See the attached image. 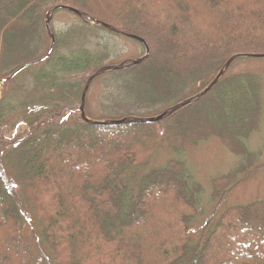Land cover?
Here are the masks:
<instances>
[{
	"label": "trees",
	"instance_id": "trees-1",
	"mask_svg": "<svg viewBox=\"0 0 264 264\" xmlns=\"http://www.w3.org/2000/svg\"><path fill=\"white\" fill-rule=\"evenodd\" d=\"M57 5L83 17L54 34L46 59L0 88V264H36L27 231L50 264H264V200L221 209L258 168L248 146L261 109L255 74L225 72L157 122L63 118L112 55L107 41H89L117 33L92 21L147 45V58L131 66L141 75L104 73L120 77L111 78L116 90L128 82L122 93L131 104L116 116L147 117L203 90L230 56L264 53V0H0V80L41 57L25 52L49 43L44 16ZM133 80L144 82L136 94ZM118 106L108 99L102 109ZM213 137L239 162L210 180L212 209L195 234L190 224L205 192L183 154ZM157 151L169 156L151 164Z\"/></svg>",
	"mask_w": 264,
	"mask_h": 264
},
{
	"label": "rangeland",
	"instance_id": "rangeland-1",
	"mask_svg": "<svg viewBox=\"0 0 264 264\" xmlns=\"http://www.w3.org/2000/svg\"><path fill=\"white\" fill-rule=\"evenodd\" d=\"M10 8L13 9L12 6ZM78 18H79L78 16H75L74 14L66 10L63 9L54 10L50 18L51 32L54 34H58L66 30L69 26L73 25L76 22V19ZM99 36L100 37L91 38L89 43H91V45L100 44L101 46L104 41H107L109 44V48L113 46L110 48L112 54L111 58L106 62V65H117L120 62L129 59H135L144 54V48L143 51H141L142 47L137 42V40L132 39L124 34L113 35L100 31ZM49 42H50V38H49ZM48 46H49L48 42L47 45L39 43L37 44L36 47L30 45L27 48L28 51L26 50L27 52H25V55L29 54L27 55L28 56L27 58L29 59L32 56L33 59L38 56H43L44 53L47 51ZM153 52L154 54L157 53L156 48L155 51L154 50L152 51V54ZM117 71L123 72V73L122 72L117 73L121 78H128L133 75L134 76L141 75V71L140 70L137 71V69L135 68L133 69L131 65L124 66ZM239 72H251L255 74L259 79L260 87H261L260 116L255 131L251 134V136L248 139L249 149L257 154V162L255 165L258 168L254 172V174H252L244 183L239 185L230 193L227 200L221 206V209L231 204L245 203L255 199L264 200V58L241 57L235 59L228 66L226 70V74L227 73L236 74ZM108 76L111 78H120V77H113L112 75H108ZM137 76H136V80L139 79L137 78ZM111 78H107V75L102 74L100 76H97L95 79H93L88 87L85 97L84 108L86 109L88 116L92 119H100L103 117L108 118V117H114L119 114H125L126 106L124 105L131 104L130 101H126V99H124L125 97L123 96L122 93L123 92L122 90H125L127 88L128 82L126 84H122L121 89L116 90L115 87L121 85L116 84V82H114V80ZM137 83L138 84H136L133 80L132 88L134 86L135 94L138 91L142 90V88L144 87L143 84L144 82L140 81ZM195 87L196 86L193 85L185 89L184 91L181 90L182 92H179L181 93L180 97L177 98L181 99V96H183L184 93ZM108 99L109 101H114L115 103H118L119 106L117 108H112V109H102V104H106ZM79 104H80V100L78 103H75L73 105L72 110L64 111L63 118L66 119L70 117L72 119L78 117L79 112L74 110H78ZM171 104L173 103H170L169 106H172ZM120 106H123V108L120 109ZM165 108H167V105H164L163 107L151 113H154L153 115H156L161 111H163ZM117 117L119 116H116V118ZM20 129H22V127H18L14 130L11 129L6 133V135L11 137L15 135ZM167 154L168 153L163 151H157L155 154L152 155V159L150 160V163L151 164L162 163L169 156ZM183 156L186 160L187 166L190 169V172L193 175L194 179L197 180L202 185L205 192L203 194L201 201L197 206L196 216L190 224L191 233L196 234L197 231L202 226L204 220L206 219L207 213L210 212L212 209L210 208V203L208 200V195L210 191V180L215 176L221 175L231 170L239 162V157L231 154L214 137L200 142L196 149L190 152H185ZM23 177L29 178L30 175L26 173L23 174ZM35 186H36V181L34 178L30 181V187L34 188ZM26 223L28 230H30L32 228L31 226L32 222L27 221ZM26 233L30 237V245H31V249L33 250L35 263L50 264L51 263L50 258L47 252L45 251V249L42 248L41 245L34 243L33 238L31 239L32 233L29 234L30 233L29 231H27Z\"/></svg>",
	"mask_w": 264,
	"mask_h": 264
},
{
	"label": "water",
	"instance_id": "water-1",
	"mask_svg": "<svg viewBox=\"0 0 264 264\" xmlns=\"http://www.w3.org/2000/svg\"><path fill=\"white\" fill-rule=\"evenodd\" d=\"M56 9L66 10V11L78 16L79 18L83 17L82 13L78 9H75V8L69 7V6L57 5V6L53 7L52 9H50L46 13L45 18H44V27L47 30L49 38H50V44H49V47L47 49V52L42 57L17 67L11 74H9L8 76L2 78L0 80V87L4 83H6L10 78L15 76L20 71H22L23 69H25V68H27V67H29L31 65L37 64V63L43 61L44 59H46L49 56V54L51 53V51H52V49L54 47V42H55L53 33H51V31H50L49 23H50L51 14ZM93 22L95 24H97V25L109 30V31H112V32H115V33H119V34H124V35H126V36H128V37H130L132 39H135V40L139 41L140 43H142L144 45V54L141 57H138V58H135V59H129V60L121 62V63H119L117 65H105V66H102V67L98 68L97 70H95L91 75H89L87 77L86 82H85L84 87H83V90L81 92L80 104H79V107H78V111H79L81 119L84 122L89 123V124H95V125H122V124H126V123H151V122L160 121L167 114H170V113L176 111L177 109L190 104L195 99L201 97L206 92H208L211 89V87L213 85H215V83L217 82L219 77H221L224 74V72L226 71L228 66L232 63V61H234L236 58H238V57L264 58V53H260V54H234V55L230 56L225 61L223 66L219 69L217 74L213 77V79L208 83V85L203 90H201L200 92L196 93L195 95H193L191 97H188L186 99H183V100L175 103L174 105L164 109L163 111H161L159 114H157L155 116H150V117L124 116V117L117 118V119L93 120V119L88 118L85 115V111H84L85 97H86V93H87V90H88V87H89L91 81L94 78H96L97 76L103 74L104 72L116 71V70L121 69L123 66H125L126 62H128L129 65H137V64L141 63L143 60H145L146 57L148 56V53H149L147 45L145 44L143 39H141L140 37H138L136 35H133V34H126V33L120 32L115 27H113V26H111V25H109V24H107L105 22L99 21V20H94Z\"/></svg>",
	"mask_w": 264,
	"mask_h": 264
}]
</instances>
